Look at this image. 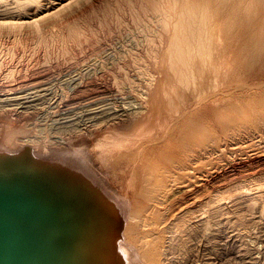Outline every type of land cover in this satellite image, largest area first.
<instances>
[{"label":"rangeland","instance_id":"374dc122","mask_svg":"<svg viewBox=\"0 0 264 264\" xmlns=\"http://www.w3.org/2000/svg\"><path fill=\"white\" fill-rule=\"evenodd\" d=\"M176 1L0 0V144L14 151L27 141L39 153L77 159L57 157L113 197L126 223L134 190L100 144L123 135L147 140L134 110H149L175 75L165 61ZM252 18L264 32V16ZM245 78L232 76L192 105L199 141L175 145L186 149L193 169L160 195L152 223L151 238L161 234V264H264V92L241 91ZM225 86L242 107L225 108Z\"/></svg>","mask_w":264,"mask_h":264},{"label":"bare ground","instance_id":"6f19581e","mask_svg":"<svg viewBox=\"0 0 264 264\" xmlns=\"http://www.w3.org/2000/svg\"><path fill=\"white\" fill-rule=\"evenodd\" d=\"M177 1V7L172 12L176 16L175 29L170 36L166 54L168 60L165 61L167 68L172 69L175 75L167 76L164 86L168 85V88L162 92L164 97L154 98L149 110L141 112L142 110H136L131 104L135 108V116L139 117L141 114L139 120L142 122L139 124L148 127L147 138L144 136L147 140L132 142L123 135L124 138H117L115 143L106 139L107 141L100 144L101 156L106 158L111 168L118 169L123 166L121 171L126 176L129 175V186L134 190V205H130L129 222L126 223L125 219L118 239L125 264H135L131 258L134 255L147 264H161V234L156 239L151 238L155 228L152 223H156L155 211L159 212L155 209L163 202L160 195L172 188H169L172 181L190 175L193 169L191 160L186 157V149L178 150L175 143H178V140L183 142V139L190 142L199 141L202 126L197 113L199 110L192 106L194 102H200L212 94L216 95L215 91L220 85L232 76L246 77L239 85L236 84L241 91L253 92L256 95L264 92V32L259 27L260 24L252 18L264 16V3L260 2V5L258 0ZM223 88L221 94L225 95V98L228 96L225 108L229 110L236 106L242 107L244 101L240 97L230 96L232 93L226 86ZM235 99L238 102H235ZM127 108H130V105ZM24 146H30L39 156L57 158L62 155L65 158H62L63 160L73 163L77 160L53 150L50 153H39L37 146L31 142H24L21 148ZM4 147L0 144V149L9 150ZM79 149L73 150V156L79 154ZM151 218L153 222L150 221Z\"/></svg>","mask_w":264,"mask_h":264},{"label":"water","instance_id":"95a60500","mask_svg":"<svg viewBox=\"0 0 264 264\" xmlns=\"http://www.w3.org/2000/svg\"><path fill=\"white\" fill-rule=\"evenodd\" d=\"M112 199L67 161L0 149V264H125Z\"/></svg>","mask_w":264,"mask_h":264}]
</instances>
